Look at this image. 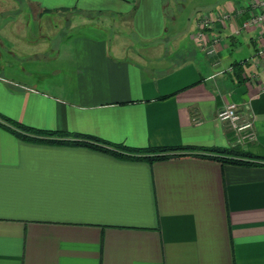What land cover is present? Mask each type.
Here are the masks:
<instances>
[{
    "label": "crops",
    "instance_id": "1",
    "mask_svg": "<svg viewBox=\"0 0 264 264\" xmlns=\"http://www.w3.org/2000/svg\"><path fill=\"white\" fill-rule=\"evenodd\" d=\"M17 1L28 19L0 30V113L68 141L0 124V264H264V24L242 27L258 9ZM74 15L91 21L71 22L52 46L44 21ZM229 101L253 119L252 140L238 143L217 117ZM72 133L134 147L238 146L262 163L197 149L127 158Z\"/></svg>",
    "mask_w": 264,
    "mask_h": 264
},
{
    "label": "trees",
    "instance_id": "2",
    "mask_svg": "<svg viewBox=\"0 0 264 264\" xmlns=\"http://www.w3.org/2000/svg\"><path fill=\"white\" fill-rule=\"evenodd\" d=\"M0 124L8 125L15 133L18 135L37 140L45 141H56L65 142V139H54L48 138L49 136L57 133V130L36 128L19 122L0 113ZM24 133H32L41 135L40 137L29 136ZM74 137L71 142L82 143L86 145L93 146L105 151L112 152L115 155L127 157V158H138L144 157L149 160L155 157H162L166 155H179L185 154L186 152L193 151L197 149V152L205 156H209L218 159L222 162H230L237 164H261L262 160L257 155L252 154L249 151L241 149L238 146H194V145H167V146H146V147H134L130 145L123 144L121 142H112L103 138H99L94 135L82 134V138H77L80 134L72 133ZM200 154V153H198Z\"/></svg>",
    "mask_w": 264,
    "mask_h": 264
},
{
    "label": "built area",
    "instance_id": "3",
    "mask_svg": "<svg viewBox=\"0 0 264 264\" xmlns=\"http://www.w3.org/2000/svg\"><path fill=\"white\" fill-rule=\"evenodd\" d=\"M249 4L252 7H256L258 10L251 13L242 22V27L264 24V0H249ZM216 15L220 20H225L229 17V13L225 11H221ZM208 21L209 18H202L200 25L206 26L208 24ZM196 35L197 37H201V31L197 30ZM212 50L213 48H210L209 51ZM260 53H264V45L261 46ZM217 117L227 122L230 130L236 136V141L238 143H245L255 137L253 119L251 118V116H243L236 102L229 101L225 103L218 110Z\"/></svg>",
    "mask_w": 264,
    "mask_h": 264
},
{
    "label": "rangeland",
    "instance_id": "4",
    "mask_svg": "<svg viewBox=\"0 0 264 264\" xmlns=\"http://www.w3.org/2000/svg\"><path fill=\"white\" fill-rule=\"evenodd\" d=\"M199 2H200L199 0H189L188 10L191 9L195 4ZM25 8L26 7L17 0H0V16L1 14L3 15L2 17H0V30L5 29L4 28L5 26L3 25L7 24L6 21L9 19H14V20L17 19V21L13 22V24L11 25L9 24L8 26L6 25L7 30L11 28H13V30L23 28L28 19V15H27L28 13ZM77 21L87 22L91 20L81 15L79 16L74 15L73 17H70L69 19H65L63 16H56L55 20L53 21L54 23L53 25L52 24L50 25V21L45 20L44 21V24H46L45 30L47 31V33L50 31L49 34H50V40H51L52 46H57L58 43H60L63 46L64 42L61 40V34L66 28H68V24H70L71 22L73 23ZM46 39H49L48 35ZM17 43L19 42L17 41ZM23 45L25 46L26 43H24ZM33 46L34 45L30 44L31 48H33Z\"/></svg>",
    "mask_w": 264,
    "mask_h": 264
}]
</instances>
